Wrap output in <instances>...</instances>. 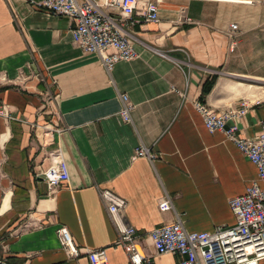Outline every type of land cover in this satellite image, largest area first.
<instances>
[{
	"label": "crops",
	"instance_id": "crops-1",
	"mask_svg": "<svg viewBox=\"0 0 264 264\" xmlns=\"http://www.w3.org/2000/svg\"><path fill=\"white\" fill-rule=\"evenodd\" d=\"M40 1L0 0V103L11 118H0V264H89L86 252L99 249L108 264H130L116 246L104 189L126 201L123 220L140 238L144 264L180 261L157 254L148 238L176 217L188 232L233 227L228 200L256 169L222 133L205 129L193 104L238 108V42L232 47L227 32L230 24L242 35L264 27V0H158L159 22L121 23L139 56L110 74L74 45L71 21L33 7ZM122 94L134 106L131 123L119 115ZM263 122L264 100L240 135L257 137ZM56 146L69 180L51 189L35 174L49 168ZM141 147L155 159L133 158ZM165 196L173 210L160 213ZM60 226L79 257L61 249Z\"/></svg>",
	"mask_w": 264,
	"mask_h": 264
},
{
	"label": "built area",
	"instance_id": "built-area-1",
	"mask_svg": "<svg viewBox=\"0 0 264 264\" xmlns=\"http://www.w3.org/2000/svg\"><path fill=\"white\" fill-rule=\"evenodd\" d=\"M27 1V0H26ZM33 7L49 15L64 17L72 22L71 36L74 45L87 55L98 57L102 67L110 74L119 62H129L139 55L133 48L132 35L123 31L121 23H138L133 16L145 22H159L158 0H42L31 2ZM118 13V16H113ZM190 20L187 19V22ZM238 33L237 24H230L227 36L233 47ZM161 56H164L160 54ZM119 115L124 123H131L134 106L128 96H120ZM254 103L242 100L238 108L216 111L201 103L193 104L209 133L220 132L256 169V178L243 194L228 200V207L235 218L231 228H216L211 232H188L179 217L148 233L157 254L181 257L177 264H261L264 262V122L257 137H242L239 125ZM0 118L11 119L6 106L0 103ZM59 133V130H56ZM49 168L35 176L49 188L57 189L68 182L69 173L62 159L59 146L50 152ZM133 158L149 161L155 155L146 148H137ZM99 196L106 205L109 219L116 231V246L122 248L130 264H144L146 256L135 229L123 220L126 201L111 191L100 190ZM158 211L173 210L172 200L165 196L158 201ZM62 250L71 258L80 256L65 226L56 231ZM89 264H108L106 250L86 252Z\"/></svg>",
	"mask_w": 264,
	"mask_h": 264
},
{
	"label": "rangeland",
	"instance_id": "rangeland-1",
	"mask_svg": "<svg viewBox=\"0 0 264 264\" xmlns=\"http://www.w3.org/2000/svg\"><path fill=\"white\" fill-rule=\"evenodd\" d=\"M236 41L238 75L232 76L233 82L240 88V99L255 104L264 100V27L244 35L238 28Z\"/></svg>",
	"mask_w": 264,
	"mask_h": 264
},
{
	"label": "trees",
	"instance_id": "trees-1",
	"mask_svg": "<svg viewBox=\"0 0 264 264\" xmlns=\"http://www.w3.org/2000/svg\"><path fill=\"white\" fill-rule=\"evenodd\" d=\"M215 77L208 78L205 83L202 85L201 97L207 95L210 92V89L214 83Z\"/></svg>",
	"mask_w": 264,
	"mask_h": 264
}]
</instances>
